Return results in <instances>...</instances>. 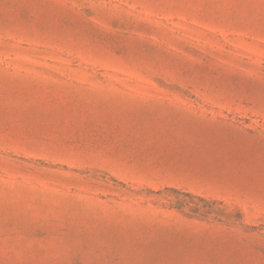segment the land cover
I'll use <instances>...</instances> for the list:
<instances>
[{"label": "rangeland", "instance_id": "1", "mask_svg": "<svg viewBox=\"0 0 264 264\" xmlns=\"http://www.w3.org/2000/svg\"><path fill=\"white\" fill-rule=\"evenodd\" d=\"M0 264H264V0H0Z\"/></svg>", "mask_w": 264, "mask_h": 264}]
</instances>
